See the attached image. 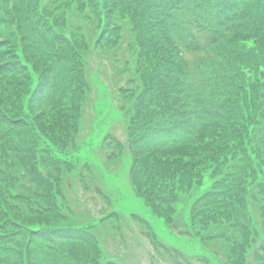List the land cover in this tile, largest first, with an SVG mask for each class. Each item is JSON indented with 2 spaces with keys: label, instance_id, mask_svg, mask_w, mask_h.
Listing matches in <instances>:
<instances>
[{
  "label": "trees",
  "instance_id": "obj_1",
  "mask_svg": "<svg viewBox=\"0 0 264 264\" xmlns=\"http://www.w3.org/2000/svg\"><path fill=\"white\" fill-rule=\"evenodd\" d=\"M8 1L13 14L24 4L26 11L33 6L23 22L31 25L34 16L35 27L37 24L40 29L37 32L53 36L51 48L52 42L61 45L39 83L43 87L36 91L37 101L36 97L32 100L36 108L52 99L49 93L43 94L46 89L58 91L61 83L50 84L51 73L56 80L67 75L80 83L83 76L74 63L85 52L79 43L81 33L84 43L96 44L93 49L100 54L104 72L127 60L125 75L120 69L114 72L113 86L125 90L126 98L140 100L135 109L126 101L122 106L137 135L126 144L128 152L134 153L130 185L180 237L205 239L230 263L232 250L240 249V260L241 249L250 248L251 236L257 235L262 242L253 243H260L261 249L247 264L264 260L260 256L264 251V0H62L60 10L56 6L60 0ZM180 37L188 42V54L207 53L212 60L193 69L174 61L176 54L182 56ZM12 44L13 39L7 38L0 47ZM125 46L127 53H119ZM72 47L76 57L67 61ZM8 68L22 69L17 62ZM81 68L84 74L87 67ZM123 78L128 80L126 84H120ZM144 82H150L149 87L142 86ZM5 103L0 97V112ZM83 106L75 107L73 119L78 126L79 117L88 108ZM10 121L21 127L28 123L21 117ZM0 140L5 141L2 147L8 140L10 152L2 158L14 162L5 164L14 173L7 183L8 196L0 192V251L4 253L0 264H16L15 256L23 261L44 250L58 257L56 264H105L101 240L96 238L87 250L90 228L74 216V205L62 201L67 200V175L58 179L57 184H62L55 191L46 184L56 177L45 166L35 167L37 159L32 152L42 150L43 145L39 143L33 150L6 126L0 127ZM60 142L56 144L60 146ZM120 145L111 143L108 148L118 151ZM71 152L64 148V157L68 159ZM88 170L82 175L80 169L78 178L83 184L91 179L88 188L93 187L94 194L101 197L102 191ZM206 176L210 184L200 192ZM32 178L45 184L36 187ZM192 198L187 216L183 210H174L181 202L188 207L186 201ZM104 211L98 209L87 222L91 227L100 224L106 232V220L118 213ZM131 220L143 225L153 250L158 254L163 250L170 263L210 264L205 257L189 259L173 247L165 249L145 221L135 215ZM39 239L45 240L47 247L43 248Z\"/></svg>",
  "mask_w": 264,
  "mask_h": 264
},
{
  "label": "rangeland",
  "instance_id": "obj_2",
  "mask_svg": "<svg viewBox=\"0 0 264 264\" xmlns=\"http://www.w3.org/2000/svg\"><path fill=\"white\" fill-rule=\"evenodd\" d=\"M34 2L35 0H33ZM56 6L59 10L62 9V0ZM33 8L31 6L26 11L27 8L24 4L21 6L20 11H15L13 14L9 1L0 0V23L3 22L0 24V43L7 38L13 39L12 45L4 46V48L0 47V97L1 100L6 102L3 112H0V127H9L11 132L18 135L19 140L29 143L33 150H36L37 144L43 145L42 150L31 152L37 159L35 167L45 166L50 174L56 177L50 178L46 185L53 186L54 190L57 191L56 187H60L62 184V182L57 184L58 179L63 177V175H67L68 179L65 186V189H67V200L64 201L63 199L62 201L70 206L71 204L72 206L74 205V216L80 217L81 219L78 221L90 228L91 240L85 246L88 248L87 250L93 247L91 244L94 245L97 238L101 240V255H103L102 261L105 264H149L150 262L154 264H172L167 259L168 254L163 250L159 251L160 254L153 250L152 243L148 242L145 235L147 230L142 224L136 225L135 221L131 220L134 214L141 220H146L157 240L160 241L165 249L173 247L189 259L205 257L210 264H247L253 258L254 252L261 249L259 247L260 243L255 245L253 241L260 240L262 242V237L251 236V247L241 249L242 257L240 260L237 258V253L240 252V249L232 250L233 254L230 255V263H227L218 256V252L205 239L195 235L192 237H180L175 232H172L167 221L156 214L157 209L154 208L152 210L149 208L145 203L146 197L138 195L135 187L130 185L129 171L134 153L128 152L126 144L128 139H135L137 135L132 130L133 126L129 124V120L124 117L125 111L122 106L125 104L123 101H126L127 106L135 109L140 100H137V97L126 98L125 90H114L113 86L114 72L120 69V72L125 75L124 68L127 60L114 65L116 67L111 68L112 70L109 73L104 72V69H101L100 54L97 53L98 50L93 49L96 44L91 43L89 45L86 41L85 44L81 40V33L78 38L80 47L85 50L82 55H85L78 56L74 63L77 71L80 70V75L83 76L80 83L73 81L74 78L67 77V75L62 76L63 78L60 79L56 76L59 79L56 80L52 78L51 73L48 76L50 84L58 82L61 84L57 88L58 91H54L55 93L51 89L49 91L46 89L43 94L49 93L52 99L45 102L41 109L36 108V103L32 100L36 97L35 100L37 101L39 95L38 93L36 95V91L39 87H43L39 83L44 79L45 71L56 60V52L61 45H56L55 42H52L54 47L51 48L50 43L53 40V36L51 37L46 33L45 36H42L37 32L40 29L37 24L35 27L34 21L36 19L34 16L30 20L31 25L23 22L24 17L31 13ZM8 17L12 20H8ZM50 22L53 24L52 20ZM69 24L70 22L68 21L67 26ZM29 26L32 27L31 31ZM32 32L37 33V35L32 34ZM180 41L182 56L178 58L176 54L175 58L177 59H174V61L178 60L189 69H193L194 66L198 68L204 67L205 63L212 60V55L207 53L193 56L188 54L186 52L188 42L181 37ZM72 48L67 61L76 57L74 48ZM127 49L125 46L118 52L125 55ZM107 61L109 62V58H106ZM13 62L19 63L22 69L8 68ZM81 67H87L84 74ZM125 78L120 81V84L127 83L128 80H125ZM128 85L131 84L129 83ZM141 85L149 87L150 82H144ZM162 86L165 88L166 85L163 84ZM61 87L63 88L60 89ZM9 93L10 95H8ZM82 103H84L83 108L86 106L88 108L79 117L80 124L78 126L73 119V115L75 107L79 109ZM17 117H21L23 120L26 119V122H28L27 127L15 126L10 121ZM9 124L15 127H11ZM54 139L56 141L61 140V145H57ZM7 141L5 146L2 147L5 141L0 140V192L6 196H8L7 183L11 182L10 178L14 177V173L11 172L12 169L8 168L9 165L5 166L6 163L11 165L14 162L12 163V160H4L2 158V154L10 153L7 152ZM111 143L116 145L121 143L118 151L116 147L113 152L108 148ZM64 148L66 151L69 148L72 150L68 155V159L64 157ZM109 156L110 159H108ZM80 169L82 170V175L86 169H89L88 171L95 177V185L102 191L101 197H97L94 194L93 187L88 188L91 184V179H87L84 184L81 182L82 180L78 178ZM15 177L17 176L15 175ZM31 180L34 181L36 187L45 184V182L38 179L32 178ZM209 184V178L206 176L199 187L200 192L205 190ZM82 185H87V188ZM196 194L194 193L193 195ZM8 199L11 198L8 197ZM186 202L188 207L184 206L186 203L181 202L177 204L174 210L178 212L183 210L186 213L185 216H187L189 205L192 204L193 198L191 200L188 199ZM12 208L15 209L14 207ZM102 208L105 210L104 213H108L112 209L118 213L115 218L113 216L106 220L104 225V228L107 229L106 232L102 230L100 224L98 227H91L87 222V220L97 215L98 209ZM3 209L8 211L5 206ZM34 213L35 211L31 214ZM79 213L83 214L79 215ZM42 246L43 248L47 247L45 240H43ZM3 255L4 253L0 251V257ZM260 256L264 259V251H261ZM15 259L16 264H30L33 260H36V264L58 263V257L54 256L52 251L48 253L47 250L35 251L29 254L28 258L25 259L26 261H21L19 256H15ZM258 264H264V260L258 262Z\"/></svg>",
  "mask_w": 264,
  "mask_h": 264
}]
</instances>
